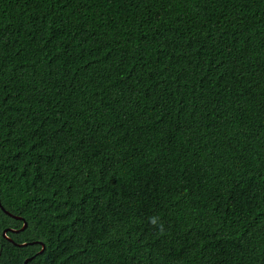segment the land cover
I'll return each instance as SVG.
<instances>
[{"label":"trees","instance_id":"1","mask_svg":"<svg viewBox=\"0 0 264 264\" xmlns=\"http://www.w3.org/2000/svg\"><path fill=\"white\" fill-rule=\"evenodd\" d=\"M0 205V264H264V0H0Z\"/></svg>","mask_w":264,"mask_h":264},{"label":"water","instance_id":"2","mask_svg":"<svg viewBox=\"0 0 264 264\" xmlns=\"http://www.w3.org/2000/svg\"><path fill=\"white\" fill-rule=\"evenodd\" d=\"M0 209H1L4 213H6L7 215H10V216H13V217H16V218H21V217L18 216V215H12V214L9 213L8 211L4 210V209L2 208L1 205H0ZM24 224H25V222L22 220L21 225H20L17 229H21V228L24 226ZM8 229H9V228H8ZM17 229H10V230H17ZM5 230H6V228H2V230H1V235H2L4 238H6V239H8L9 241L12 242V240H11L9 237H7L6 235H4V231H5ZM34 242H38V243L40 244V248L37 250V252H39V251L41 250L43 244H42L40 241H36V240H34ZM13 243H15V242H13ZM15 244H24V242L15 243ZM30 257H31V256H26L25 258H23L21 264H25V261H26L27 259H29Z\"/></svg>","mask_w":264,"mask_h":264},{"label":"clouds","instance_id":"3","mask_svg":"<svg viewBox=\"0 0 264 264\" xmlns=\"http://www.w3.org/2000/svg\"><path fill=\"white\" fill-rule=\"evenodd\" d=\"M157 221H158V217H152L149 222L151 224H153V225H156L157 224Z\"/></svg>","mask_w":264,"mask_h":264},{"label":"snow or ice","instance_id":"4","mask_svg":"<svg viewBox=\"0 0 264 264\" xmlns=\"http://www.w3.org/2000/svg\"><path fill=\"white\" fill-rule=\"evenodd\" d=\"M2 252H3V247L0 246V254H2Z\"/></svg>","mask_w":264,"mask_h":264}]
</instances>
